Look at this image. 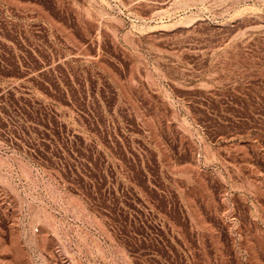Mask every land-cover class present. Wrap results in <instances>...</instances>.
<instances>
[{"label":"rangeland","instance_id":"obj_1","mask_svg":"<svg viewBox=\"0 0 264 264\" xmlns=\"http://www.w3.org/2000/svg\"><path fill=\"white\" fill-rule=\"evenodd\" d=\"M0 264H264V0H0Z\"/></svg>","mask_w":264,"mask_h":264}]
</instances>
